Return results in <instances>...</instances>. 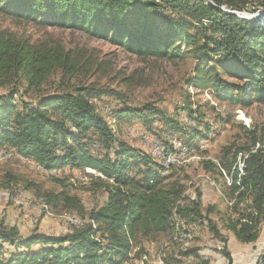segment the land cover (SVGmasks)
Instances as JSON below:
<instances>
[{"label":"trees","instance_id":"obj_1","mask_svg":"<svg viewBox=\"0 0 264 264\" xmlns=\"http://www.w3.org/2000/svg\"><path fill=\"white\" fill-rule=\"evenodd\" d=\"M259 3L258 17L242 18L223 8L241 12L246 0H0V19L80 29L138 55L173 58L191 53L196 62L190 85L209 86L214 97L248 103L264 100V0ZM89 63L81 52L59 41H31L0 28V86H10L0 93V149L14 150L46 170H94L99 174L93 176L94 183L107 193L104 204L86 210L76 196L47 192L46 203L54 199L63 209L86 214L82 225L59 236H23L16 227L0 223V253L1 243L15 248L1 264H124L141 240L168 232L171 218L177 223L179 214L199 223L206 220L225 243L217 224L202 216L200 194L180 205L182 184L177 179L164 183L159 165L148 154L124 142L115 146L113 156L107 153L116 137L92 99L119 96L118 91L78 83L71 91L42 94V85L56 70L64 77L86 74ZM19 83H25V93H37L36 98L25 101L20 95L15 104ZM153 109L124 107L113 115L146 123L147 111ZM242 151L246 157L241 162L238 155L237 167L235 157ZM222 165L232 180L231 193L236 194L233 209L238 200L250 197L254 211L247 217H228L226 227L238 241L254 242L264 221V149L244 146ZM207 168L214 164L207 163ZM177 225L172 229L180 231ZM223 253L232 264L225 244ZM178 257L165 255V261L175 264Z\"/></svg>","mask_w":264,"mask_h":264},{"label":"rangeland","instance_id":"obj_2","mask_svg":"<svg viewBox=\"0 0 264 264\" xmlns=\"http://www.w3.org/2000/svg\"><path fill=\"white\" fill-rule=\"evenodd\" d=\"M260 1L246 0V10L241 12L250 16L260 13ZM223 9L226 12L233 11L225 7ZM0 28L15 31L31 41H59L66 48L81 52L90 61L89 72L64 77L56 70L42 85V94L71 91L78 83L118 91L119 96L92 99L96 112L105 118L116 137V142L107 148V153L113 156L115 146L124 142L148 154L160 166L162 159L152 155V143H159L163 149H167V153L173 151L176 157L173 164L168 170L160 169L163 182L167 184L177 179L182 184L180 205L190 204L199 193L202 216L206 214L215 222L221 236L225 238L223 243L220 237H216L206 220L199 223V220L192 221L187 216L176 214L178 222L175 223L174 217L171 218L172 226L168 232L141 240L124 264H151L154 260L156 264L159 260L167 264L165 255L179 256L180 262L175 264H227L228 258L223 253L224 244L232 264L264 262V221L258 227L257 240L251 243L238 241L226 227L228 217L235 219L241 214L247 217L254 211L250 207V197L238 200L233 209L236 194L231 193L232 180L222 165L244 146L264 149V100L251 99L244 103L229 97L220 99L212 95L209 86L190 85L196 62L191 53L173 58L138 55L80 29L44 26L9 17L0 19ZM184 48L186 46L183 45V51ZM24 86L25 83L17 84L19 91L13 101L15 104H18L20 95L25 101L36 98L37 93H25ZM9 88V85L0 86V93ZM150 106L154 109L147 111L150 113L146 114V123L126 116L119 120L116 114L113 115L114 111L124 107ZM168 138L179 140V144L175 148H172V144L169 147ZM2 149L6 152L9 150ZM93 149L98 152V145H94ZM104 152L102 149L100 153ZM239 154L241 162L246 157L243 151L236 155L234 165L237 167ZM207 163L214 164V168L208 169ZM98 175L94 170L69 167L46 170L32 159L17 155L16 151L9 157L0 156V223L16 227L23 236L34 232L56 236L65 234L87 220L83 218L86 214L63 209L60 204L55 205L54 199L46 203V193L64 192L78 197L86 210L97 208L107 199L105 189L94 183L93 176ZM209 208L212 210L209 211ZM173 224H178L180 228L178 240H173ZM1 244L3 253H0V264L6 262L9 252L15 250L8 243ZM191 250H196L195 254H181ZM143 256L148 259H143Z\"/></svg>","mask_w":264,"mask_h":264},{"label":"built area","instance_id":"obj_3","mask_svg":"<svg viewBox=\"0 0 264 264\" xmlns=\"http://www.w3.org/2000/svg\"><path fill=\"white\" fill-rule=\"evenodd\" d=\"M178 142H179V140H174V146ZM152 147H155V156L154 157L163 158L162 168L167 169L169 164H173V162L175 160V155H173L172 152L167 153V152L161 151V146L157 142H153ZM9 155L10 154L8 152H6V150H4V149L0 150V156L9 157ZM76 223H80V222L76 221ZM161 264H164V263H161Z\"/></svg>","mask_w":264,"mask_h":264},{"label":"bare ground","instance_id":"obj_4","mask_svg":"<svg viewBox=\"0 0 264 264\" xmlns=\"http://www.w3.org/2000/svg\"><path fill=\"white\" fill-rule=\"evenodd\" d=\"M255 19V18H254ZM249 20V19H248ZM251 20V19H250ZM185 115V114H184ZM185 118V117H184ZM131 134V133H130ZM169 135V134H168ZM168 142H169V147H170V144H172L173 145V147L172 148H175V146L177 145V144H179V142L174 146V140L173 139H170V138H168ZM164 148V147H163ZM162 147H161V151H164V152H167V149H163ZM168 148V147H167ZM182 149V148H181ZM10 155H12L13 153L12 152H9V151H7ZM151 152H152V155L153 156H155V147H152L151 148ZM191 152V151H190ZM172 154L173 155H175V153H173V151H172ZM178 157V156H177ZM184 157V156H183ZM182 158V157H181ZM160 159H162L161 161H160V169L162 168V166H163V158H160ZM159 159V160H160ZM175 159H176V157H175ZM170 165H172V164H169L168 165V167L170 166ZM169 169V168H168ZM167 169V170H168ZM92 171V170H91ZM18 192H20V190L18 189ZM19 194V193H18ZM6 196H7V194H6ZM80 225H82L81 223H80ZM179 233H180V231H179V229H175L174 230V233H173V235H174V239L173 240H178L179 238H180V235H179ZM173 238V237H172ZM143 259H145V260H147L148 259V257H146V256H143ZM162 262L159 260L158 261V264H161Z\"/></svg>","mask_w":264,"mask_h":264},{"label":"water","instance_id":"obj_5","mask_svg":"<svg viewBox=\"0 0 264 264\" xmlns=\"http://www.w3.org/2000/svg\"><path fill=\"white\" fill-rule=\"evenodd\" d=\"M227 12H232V13H236L235 11H227ZM237 15H239L240 17H242V18H252V17H258L259 16V13L258 14H256V15H251L250 16V14H247V13H236Z\"/></svg>","mask_w":264,"mask_h":264},{"label":"crops","instance_id":"obj_6","mask_svg":"<svg viewBox=\"0 0 264 264\" xmlns=\"http://www.w3.org/2000/svg\"><path fill=\"white\" fill-rule=\"evenodd\" d=\"M8 151H11V150H8ZM12 152L14 153V151L12 150ZM19 232L21 233V231L19 230ZM22 234V233H21ZM155 263L156 264V260H154L153 262H151V264ZM158 263V261H157Z\"/></svg>","mask_w":264,"mask_h":264}]
</instances>
